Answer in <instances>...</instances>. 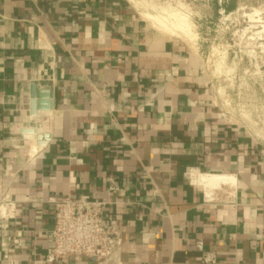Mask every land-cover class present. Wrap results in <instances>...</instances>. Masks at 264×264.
<instances>
[{"label":"crops","instance_id":"1","mask_svg":"<svg viewBox=\"0 0 264 264\" xmlns=\"http://www.w3.org/2000/svg\"><path fill=\"white\" fill-rule=\"evenodd\" d=\"M229 118L128 0H0V264H99L47 262L51 199L106 205L113 264H264V144Z\"/></svg>","mask_w":264,"mask_h":264},{"label":"rangeland","instance_id":"2","mask_svg":"<svg viewBox=\"0 0 264 264\" xmlns=\"http://www.w3.org/2000/svg\"><path fill=\"white\" fill-rule=\"evenodd\" d=\"M128 1L150 25L165 23L200 51L219 107L264 144V0H236L231 13L223 7L232 0Z\"/></svg>","mask_w":264,"mask_h":264},{"label":"built area","instance_id":"3","mask_svg":"<svg viewBox=\"0 0 264 264\" xmlns=\"http://www.w3.org/2000/svg\"><path fill=\"white\" fill-rule=\"evenodd\" d=\"M115 190V189H113ZM54 206L52 247L47 262H66L72 257L92 259L99 264L118 261L123 240L114 220L104 216V203L70 199L49 201ZM16 217V204L0 200V221L9 223ZM3 230L9 226L2 225ZM8 242L19 245L17 239ZM8 246L6 243L2 247Z\"/></svg>","mask_w":264,"mask_h":264},{"label":"bare ground","instance_id":"4","mask_svg":"<svg viewBox=\"0 0 264 264\" xmlns=\"http://www.w3.org/2000/svg\"><path fill=\"white\" fill-rule=\"evenodd\" d=\"M151 26L154 27L155 29H157L158 31H161V32H163V31H164V32L167 31L166 33H167L168 35L180 39V37H179V35H178L177 33H175V34H170V33H171V29L169 30L168 27H167V25H166L165 23H162V22H160V21H157V25H156L155 23H152ZM174 27L177 29L176 31L179 30V33H181V34L184 33V35L190 36V32L187 31L188 28H185V27L182 26V25H178L177 27H176V25H173L172 28L174 29ZM188 30H189V29H188ZM186 31H187L188 33H187ZM168 32H170V33H168ZM218 180H219V178L211 177L209 180H204V182H205V183H206V182H207V183H210V181H211V184H213V182L218 181Z\"/></svg>","mask_w":264,"mask_h":264},{"label":"trees","instance_id":"5","mask_svg":"<svg viewBox=\"0 0 264 264\" xmlns=\"http://www.w3.org/2000/svg\"><path fill=\"white\" fill-rule=\"evenodd\" d=\"M237 1L236 0H232L228 5H225L223 7V10L226 12V13H231L232 11H234L236 9V6H237Z\"/></svg>","mask_w":264,"mask_h":264}]
</instances>
